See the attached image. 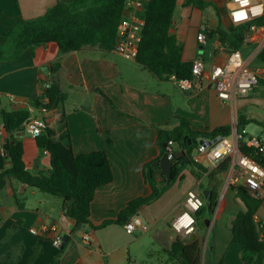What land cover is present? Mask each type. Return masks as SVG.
Returning <instances> with one entry per match:
<instances>
[{
  "label": "crops",
  "instance_id": "1",
  "mask_svg": "<svg viewBox=\"0 0 264 264\" xmlns=\"http://www.w3.org/2000/svg\"><path fill=\"white\" fill-rule=\"evenodd\" d=\"M58 1L0 0V45L4 42V30L19 19L44 15ZM204 1L217 5L218 12L214 6L199 9L189 4V0H177V16L172 30L183 48L184 61L193 62L197 58L204 61V72L199 78L193 77L191 88L182 89L173 79L160 81L135 60L125 59L115 51H101L94 47L63 53L57 44L48 43L27 49L16 60L0 62V99L4 108L15 105L26 109L34 105L33 101L42 93L41 82H48L66 98L43 115L47 127L55 131L59 141L70 145L76 155L94 151L107 153L114 178L110 184L96 191L91 204L93 225L117 219L128 202L151 193L145 167L160 159L157 146L160 130L172 131L185 119L194 129L203 131L231 126V138H236L237 127L241 120H245V134L254 137L248 132L253 124L264 133V81L247 96L227 102L219 99L211 84L212 68L226 63L234 49L222 40L219 27L227 32L235 31L236 27L229 17L231 0ZM203 28L206 41L202 44L197 36ZM237 50L241 51L248 66L264 78V25L251 32ZM55 63L59 66L51 72L49 68ZM37 114L42 116L40 112ZM16 137L23 142L27 168L35 175L48 174L50 155L37 146L36 139L27 131ZM4 141V134H0V143ZM202 147L199 144L193 154L194 159L200 156L199 163L204 167L210 171L218 169L224 161L212 165L202 155ZM11 165L7 157L6 168ZM160 171L163 172L161 167ZM231 175L230 166L227 172L219 174V179L228 180ZM157 177L161 182L160 173ZM207 184V174L197 178L193 168L186 167L175 184L156 202L142 207L138 216L144 218L142 220L149 231H166L184 210L188 190H202L203 193L206 188L203 190L201 187H207ZM237 187L262 199L255 221L264 235V188L252 193L245 181L240 182L231 192L236 197V208L229 207L227 193L222 192L219 196L213 225L227 217L226 230L230 232L231 240L226 249L220 239L213 241L210 246L213 259L209 257V264H220L221 261L223 264H243L241 247L233 243L231 232L237 213L247 210ZM38 192L14 178L0 191V264H51L58 248L52 242V235L42 233L40 228L49 227L53 222H59L60 233L71 237L60 264L124 263L129 242L120 241L119 234L115 235L113 230L117 227L126 230L125 226L111 225L95 230L87 224L77 228L75 220L65 214L62 198L59 197L62 201L47 199L40 197ZM34 229L39 230V234H34ZM76 229H82L85 235L91 236L90 244L76 241ZM35 249L36 258L31 262ZM230 253L234 256L232 259L229 258ZM202 259V264H208L206 259Z\"/></svg>",
  "mask_w": 264,
  "mask_h": 264
},
{
  "label": "trees",
  "instance_id": "2",
  "mask_svg": "<svg viewBox=\"0 0 264 264\" xmlns=\"http://www.w3.org/2000/svg\"><path fill=\"white\" fill-rule=\"evenodd\" d=\"M126 0H59L55 6L34 19H19L12 27L4 30V42L0 45V62L16 60L27 49L55 43L63 53L79 51L85 47L98 48L101 51H113L117 43V31L122 19ZM189 4L204 9L217 5L204 0H189ZM177 9V0H149L145 7L141 40L135 61L149 71L160 81H167L175 76L177 79H193V62L183 60V48L179 45L176 35L172 32L174 17ZM251 24L235 26L236 30L227 32L219 27V34L224 42H228L234 49L243 44L251 34ZM58 63L51 65L49 70L55 72ZM47 82H41V87ZM47 102H44L45 99ZM66 96L54 85L41 93L40 98L33 103L37 107L52 110L64 102ZM29 112L23 108L11 105L2 106L0 99V134H4L5 141L0 143V191L11 179L29 185L42 193L60 197L65 204V214L74 219L76 227L90 225L95 230L107 228L111 225L125 226L132 217L139 214V210L156 202L175 184L181 172L191 166L197 178L207 174L208 197L200 194L204 199V206L196 213V219L214 214L220 196L221 180L219 174L227 172L230 160L225 159L218 169L210 171L194 159V152L199 148L200 141L230 137L231 126H223L212 131L194 129L185 119L179 127L172 131L160 130L157 134V146L160 150L159 158L164 154L163 143L167 135L178 133L180 139L173 141L179 145V151L184 155L176 159L171 173V182L167 184L168 177L160 171V167H153V162L145 167L147 183L151 193L145 197H138L121 210L115 220H105L93 225L91 222V204L97 189L113 181V170L104 151H94L76 155L70 145L59 141L51 128L36 137L37 146L50 155L51 169L48 174H33L24 161L23 142L17 140L18 130L25 128L29 119ZM247 121L241 120L237 127L240 136V148L244 154L260 160L258 151L249 148L246 140L251 138L244 132ZM185 137L187 140L185 142ZM168 143V142H167ZM7 157L11 160V167L6 168ZM160 173L162 181H158ZM247 206L246 211L237 213L232 223V241L241 247V260L243 264H263L264 261V235L262 228L255 221V214L262 199L251 195L245 189H239ZM15 198L18 201L17 196ZM71 237H65L64 243L57 249L51 264H60L66 252ZM31 257V262L36 258ZM172 260L181 264H201L202 247L198 240L185 242L176 238L167 251ZM6 264V263H3ZM223 264V261L220 262Z\"/></svg>",
  "mask_w": 264,
  "mask_h": 264
},
{
  "label": "built area",
  "instance_id": "3",
  "mask_svg": "<svg viewBox=\"0 0 264 264\" xmlns=\"http://www.w3.org/2000/svg\"><path fill=\"white\" fill-rule=\"evenodd\" d=\"M148 1L126 0L122 19L118 26L117 43L113 50L125 59L135 60L137 57L138 46L145 25V7ZM230 3L229 17L235 26L251 24L250 29L253 32L264 25V0H248L246 4L242 3L241 0H231ZM238 13H244L245 15L243 18L237 19ZM197 39L200 43H205L204 28L198 34ZM203 72V59H195L192 67L193 77L199 78ZM172 79L177 81L182 89L191 88V80L177 79L175 76H172ZM210 81L214 85L219 99L227 102L237 97L247 96L251 91L263 84L264 78L248 66L240 50L233 49L226 63L215 65L212 68ZM49 87L50 83L47 82L42 87V93ZM44 101L47 102L48 99L46 98ZM26 110L30 116L25 123V131L33 138L39 137L47 128V121L43 115L48 110L35 105L28 106ZM37 112L42 113V116L38 115ZM239 138V135L236 138H231V136L221 137L211 146H208L207 142H203L201 153L212 165L229 159L232 167L230 182L237 183L243 179L250 192L258 193L264 188V141L256 137L246 140L247 147L258 151L260 160H256L241 151ZM173 146L174 142L170 139L165 150L170 159H175ZM195 160L200 162V156ZM204 204V199L198 190H188L185 197V208L172 222L174 231L184 237L193 235L196 225V213ZM184 216L189 217L193 223L188 224L187 227L180 224ZM125 229L129 233L139 230L145 232L147 227L142 218L136 215L125 225ZM40 230L42 233L49 232L52 235V242L57 248L64 243L65 234L59 232V222H53L49 227L43 226ZM33 233L37 235L39 230L34 229ZM83 242L90 244L91 236L86 234Z\"/></svg>",
  "mask_w": 264,
  "mask_h": 264
},
{
  "label": "rangeland",
  "instance_id": "4",
  "mask_svg": "<svg viewBox=\"0 0 264 264\" xmlns=\"http://www.w3.org/2000/svg\"><path fill=\"white\" fill-rule=\"evenodd\" d=\"M177 16V12L175 14V17ZM1 128V127H0ZM249 134H252L256 138H261L264 141V133L262 130L256 125L253 124L248 128ZM174 151H179V145L174 144L173 146ZM230 179V178H229ZM221 178V185H220V194L223 192V194H226L228 197L229 207L236 208L237 202L235 200V196H232L231 192L233 191V187L238 186L240 182H243L244 180L241 179L237 183H232L230 180ZM238 189V193L240 196H243ZM229 191V192H228ZM200 194H202V190L199 191ZM38 195L40 197H46L47 199H57L59 201H62L59 197L52 196L49 194H45L42 192H38ZM238 195V194H236ZM223 200V198H222ZM215 214V213H214ZM214 214L211 216H205L198 221L196 219V225L195 230L193 232V235H196L194 237V240H198L199 244L202 247V258L206 259V262L209 264V257L213 254L211 253L210 246L213 245V241L215 239H220L224 245V248L226 249V246L230 244L231 240V234L229 231L226 230V218L223 217L220 221L217 222L216 225H213V217ZM144 220V218L142 217ZM208 221V223L206 222ZM146 223V222H145ZM147 225V223H146ZM113 231L115 235L119 234L120 241H126L129 242L128 246L125 248L126 250V260L124 263L121 264H181L177 260H172L169 257V253L167 252L170 249L171 243L176 238H182L185 242H190L192 239V236L184 237L178 233H176L173 229V227H169L166 231H149L148 229L145 232L136 231L133 233H128L126 230H120L119 227L115 228ZM119 231V232H117ZM100 233V232H99ZM102 236L105 233V230L101 232ZM85 236L84 230L82 229H76L74 232V238L76 241L81 242L83 241V238ZM236 247V246H234ZM238 248V247H237ZM237 253L236 256L237 257ZM234 257L232 253H230L229 258L232 259ZM203 263V259L201 261V264Z\"/></svg>",
  "mask_w": 264,
  "mask_h": 264
},
{
  "label": "water",
  "instance_id": "5",
  "mask_svg": "<svg viewBox=\"0 0 264 264\" xmlns=\"http://www.w3.org/2000/svg\"><path fill=\"white\" fill-rule=\"evenodd\" d=\"M24 134H25V128L18 130L16 133L17 136H21ZM166 138H167V141H165L163 143L164 154L162 155V157L159 160H157L153 163V167H158V166L161 167L163 173L166 174V176L168 177L167 184H170L171 173L173 170V166L176 162V159L181 158L184 154L181 152H175V159H170L168 153L165 151L167 148V142L170 139H172L173 141L179 140L180 135L178 133H173V134L167 135ZM220 138L221 137H218L217 139L210 140V141H208L207 139H203L200 141V144H202L203 142H207V145L211 146L213 143H215ZM186 140H187V137H185V142H186ZM203 195L205 198H207L208 197V191L207 190L203 191ZM206 222L208 223V221H206ZM194 236H196V235H194ZM193 239H194V237H192V240Z\"/></svg>",
  "mask_w": 264,
  "mask_h": 264
},
{
  "label": "clouds",
  "instance_id": "6",
  "mask_svg": "<svg viewBox=\"0 0 264 264\" xmlns=\"http://www.w3.org/2000/svg\"><path fill=\"white\" fill-rule=\"evenodd\" d=\"M242 3L246 4L248 2L245 3L244 0H241ZM193 223V221L187 217V216H184L183 219L180 221V224H182L183 226L187 227L188 224H191Z\"/></svg>",
  "mask_w": 264,
  "mask_h": 264
},
{
  "label": "snow or ice",
  "instance_id": "7",
  "mask_svg": "<svg viewBox=\"0 0 264 264\" xmlns=\"http://www.w3.org/2000/svg\"><path fill=\"white\" fill-rule=\"evenodd\" d=\"M244 2L246 3L247 0H244ZM244 15H245L244 13H238L237 14V19L243 18Z\"/></svg>",
  "mask_w": 264,
  "mask_h": 264
}]
</instances>
